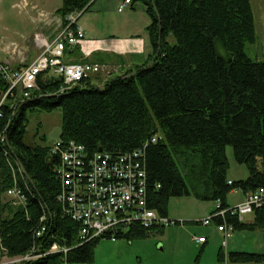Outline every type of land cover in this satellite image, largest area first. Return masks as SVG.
I'll use <instances>...</instances> for the list:
<instances>
[{"label": "trees", "instance_id": "trees-1", "mask_svg": "<svg viewBox=\"0 0 264 264\" xmlns=\"http://www.w3.org/2000/svg\"><path fill=\"white\" fill-rule=\"evenodd\" d=\"M95 1L62 0L55 12L64 24L68 14L79 17ZM141 1L151 19L147 29L153 51L146 62L102 85L86 79L62 93V77L44 70L37 75V88L13 113L12 100L1 104L0 132L5 128L7 137L0 142L1 248L7 256L24 255L35 245L41 252L52 243L67 248L16 264H91L98 239L111 238L79 242L78 224L57 200L59 156L35 142L26 129L29 110L59 108L60 140L82 144L89 154L100 149L123 153L146 144L148 206L162 215L170 197L194 195L226 207L232 189L248 193L264 186V61L244 50L246 42L255 40L250 0ZM7 87L0 71V100ZM153 135L158 139L150 142ZM227 145L248 170L246 178L231 183L226 177ZM5 150L20 162L25 178L12 172ZM14 184L25 197L23 204L7 195ZM43 214L48 228L37 238ZM225 220L234 230H262L264 209L256 208L250 222L229 213ZM125 228L114 238L145 237L154 227ZM217 264H264V248L226 254L220 249Z\"/></svg>", "mask_w": 264, "mask_h": 264}, {"label": "built area", "instance_id": "built-area-1", "mask_svg": "<svg viewBox=\"0 0 264 264\" xmlns=\"http://www.w3.org/2000/svg\"><path fill=\"white\" fill-rule=\"evenodd\" d=\"M130 2L131 0H123L118 5L117 11H123ZM77 14L79 13L68 14L66 23L50 40L40 35L36 36L41 51L30 64L20 68L0 64V71L8 83L0 100V117L3 115L1 104L12 100L9 108L13 113L16 106L30 97L31 90L37 88V75L44 70L62 77L63 85L59 89L62 93L76 86L81 80L91 79L104 69L103 65L97 62L64 60L66 46L81 44L85 37L82 28L76 24ZM5 131L4 128L0 132V142L6 143ZM157 139V135H153L150 142H155ZM145 145L123 153L97 150L91 154L85 150L84 145L73 140L67 142L59 140L50 146V153L59 156L56 176L59 179L60 191L57 200L60 202L62 212L78 224L77 237L80 243L101 235L114 238L118 229L123 230L132 224L149 228L176 223L175 220L168 219L166 215L148 206ZM8 153L5 150L7 157L10 156ZM11 157L13 156L8 160L12 172L25 178L26 174L20 162ZM227 182L231 183V180ZM7 195L13 197L18 204H23L25 201L16 184L7 190ZM256 208L264 209V186L244 193L243 199L235 206L222 207L217 200L211 215L200 223L209 224L215 219H220L221 222L216 223L217 228L226 239L234 230L233 225L225 220L226 213L236 216L241 221L244 214L253 213ZM40 221L41 225L35 233L37 238L41 237L48 228L46 214L40 217ZM196 240L204 242L205 238L200 236ZM58 250L66 252L67 248L52 243L48 250L41 252L40 245H35L24 255L7 256L0 245V255L8 258L6 264L36 259L47 252Z\"/></svg>", "mask_w": 264, "mask_h": 264}, {"label": "rangeland", "instance_id": "rangeland-1", "mask_svg": "<svg viewBox=\"0 0 264 264\" xmlns=\"http://www.w3.org/2000/svg\"><path fill=\"white\" fill-rule=\"evenodd\" d=\"M16 1L19 0H3L0 4V26L6 27V31H2L3 27L0 30V45L20 41L16 39V32L24 30L22 16L26 9H30ZM32 1L41 4L43 0ZM50 1L49 6L62 0ZM122 1L96 0L89 11L79 17V14L76 15L77 26L82 28L85 38L141 36L152 49L147 29L151 19L145 12L142 1L132 0L133 8L128 7L123 13H119L117 7ZM250 3L254 15L255 40L246 42L244 50L252 59L264 61V0H250ZM30 13L36 14L34 9ZM3 32L6 33L5 36L1 35ZM169 40L174 43L171 35ZM13 47L15 48L14 45ZM216 48L220 54H225L220 43H216ZM73 54L77 55L78 51L68 55L72 57ZM105 81L99 80L97 83L102 85ZM26 118V129L35 142L52 146L60 140L59 108L51 111L38 108L29 110ZM225 154L228 160L226 176L235 181L246 178L248 170L244 164L235 161L232 146H226ZM242 196L240 189L232 190L226 195V202L235 206L242 200ZM216 204L217 200H203L194 195L170 197L166 204V217L176 223L164 226L160 233L153 232L145 237H102L94 247L91 264H217L220 249L225 254L229 251L261 252L264 248V229L234 230L224 239L214 221L209 225L200 223L211 215ZM242 217L245 222L252 221L253 214L247 213ZM200 236L206 238L204 244L194 240V237ZM7 259L0 255V263L6 264Z\"/></svg>", "mask_w": 264, "mask_h": 264}, {"label": "crops", "instance_id": "crops-1", "mask_svg": "<svg viewBox=\"0 0 264 264\" xmlns=\"http://www.w3.org/2000/svg\"><path fill=\"white\" fill-rule=\"evenodd\" d=\"M2 1L3 0H0V4L2 3ZM49 1L50 0H43L42 2L45 5H43L42 2L41 4H37L35 1L32 0L16 1V2H21L24 5V7L29 6L30 10L26 9L24 16H22L24 23V30L16 32L18 34L16 35V39H19L20 41H12L9 44L7 43L5 45H0L1 63L6 64L11 68H20L27 64H30L39 55L41 51L39 50L40 48L36 41V36L40 35L50 40L58 32V30L63 25V22H62V17L59 14H57L55 11L61 5V1L51 6L48 5ZM13 5L14 3H12V6ZM128 7H131L132 9L133 2H130L125 7V9ZM31 9H34L36 14L32 15L30 13ZM125 9L120 12L123 13ZM2 27L0 26V30L6 31L5 29L6 27L5 26ZM1 35L5 36L6 33L3 32L1 33ZM13 45L15 46V48L13 47ZM76 51H78L77 55L73 54L72 57H69L68 54L74 53ZM151 53H152V49L150 44H148V42L145 39H143L141 36H137V35L132 37L115 36L108 38L84 37V40L81 44L66 46L64 60L66 62H81V61L97 62L103 65L104 69L100 73L92 76L91 78V82L93 84L99 85L100 83H97L99 80H107L109 78L118 75L122 76L133 67L143 64L148 60ZM227 180L234 181L233 179H230L228 177ZM237 189L239 190V188ZM240 191L244 196V192L241 189ZM213 221L217 223L215 220ZM241 221H244L243 217ZM246 222H250V221H246ZM209 224H202V225H209ZM162 228H164V226L154 227L151 233L153 232L160 233L162 232ZM194 240H196L195 237ZM205 241L200 243L204 244Z\"/></svg>", "mask_w": 264, "mask_h": 264}, {"label": "bare ground", "instance_id": "bare-ground-1", "mask_svg": "<svg viewBox=\"0 0 264 264\" xmlns=\"http://www.w3.org/2000/svg\"><path fill=\"white\" fill-rule=\"evenodd\" d=\"M93 240V239H92Z\"/></svg>", "mask_w": 264, "mask_h": 264}, {"label": "water", "instance_id": "water-1", "mask_svg": "<svg viewBox=\"0 0 264 264\" xmlns=\"http://www.w3.org/2000/svg\"><path fill=\"white\" fill-rule=\"evenodd\" d=\"M101 150V149H100Z\"/></svg>", "mask_w": 264, "mask_h": 264}]
</instances>
